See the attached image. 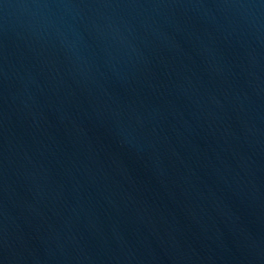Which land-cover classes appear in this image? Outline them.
<instances>
[{"label": "water", "instance_id": "95a60500", "mask_svg": "<svg viewBox=\"0 0 264 264\" xmlns=\"http://www.w3.org/2000/svg\"><path fill=\"white\" fill-rule=\"evenodd\" d=\"M0 264H264V0H0Z\"/></svg>", "mask_w": 264, "mask_h": 264}]
</instances>
